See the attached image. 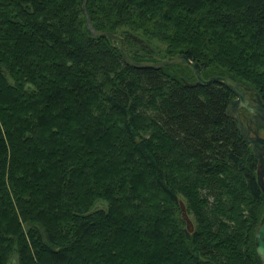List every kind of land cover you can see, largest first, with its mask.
Returning a JSON list of instances; mask_svg holds the SVG:
<instances>
[{
    "label": "trees",
    "instance_id": "1",
    "mask_svg": "<svg viewBox=\"0 0 264 264\" xmlns=\"http://www.w3.org/2000/svg\"><path fill=\"white\" fill-rule=\"evenodd\" d=\"M83 2L0 0V264H262L232 93L189 87L185 65L126 66ZM85 9L131 59L185 54L264 103V0Z\"/></svg>",
    "mask_w": 264,
    "mask_h": 264
},
{
    "label": "water",
    "instance_id": "2",
    "mask_svg": "<svg viewBox=\"0 0 264 264\" xmlns=\"http://www.w3.org/2000/svg\"><path fill=\"white\" fill-rule=\"evenodd\" d=\"M86 1L87 0H84L82 7L84 9V16L86 19L87 29L89 30L91 37L97 40L101 38H108L111 40V42L115 43V49L119 53L122 61L126 66L132 67L136 70H143L158 69L173 65H185L191 71L195 79V82L193 84H188L189 87H205L211 84H219L224 86L232 93L234 99L228 105V116L234 120L239 135L243 138L247 145L251 146L255 158L261 164L262 170L257 171L256 182L264 196V161L262 159V155L264 154V138L259 137L258 133H255L254 137H251L249 135V130L245 127L238 114V110L244 108L250 115L255 114L260 119V121L264 123V103L260 99L259 95L255 94L254 98L249 99L247 97V91L242 87V85L226 76H215L209 79H204L201 73L200 65L196 62L191 61L185 54H180L172 59L159 62H139L131 59L126 54L124 50L123 40L120 37H117L106 31H96L93 28L91 20L89 19L85 9ZM250 101L254 104V106H249ZM182 214L187 222L188 230L191 232L192 225L187 216L185 215L183 207ZM254 243L256 253L260 257L262 264H264V216L262 217L261 222L256 230Z\"/></svg>",
    "mask_w": 264,
    "mask_h": 264
},
{
    "label": "flooded vegetation",
    "instance_id": "3",
    "mask_svg": "<svg viewBox=\"0 0 264 264\" xmlns=\"http://www.w3.org/2000/svg\"><path fill=\"white\" fill-rule=\"evenodd\" d=\"M247 97L249 99L254 98V96H250L249 93H247ZM249 106L252 107L254 106V104L250 101ZM238 114L241 117V121L243 122L245 127L249 130V135L251 137H254V134L258 133L259 137L264 138V123L261 122L255 114L250 115L244 108L239 109ZM262 159L264 161V154L262 155ZM261 170L262 168L260 164V171Z\"/></svg>",
    "mask_w": 264,
    "mask_h": 264
},
{
    "label": "rangeland",
    "instance_id": "4",
    "mask_svg": "<svg viewBox=\"0 0 264 264\" xmlns=\"http://www.w3.org/2000/svg\"><path fill=\"white\" fill-rule=\"evenodd\" d=\"M240 119H241V117H240ZM257 171H260V164L259 163H257ZM257 171H256V173H257ZM263 181H264V178H263Z\"/></svg>",
    "mask_w": 264,
    "mask_h": 264
}]
</instances>
